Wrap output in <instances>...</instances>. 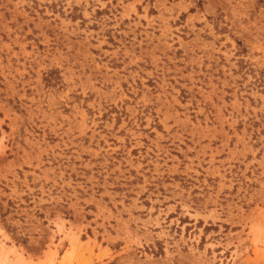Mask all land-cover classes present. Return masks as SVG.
I'll return each instance as SVG.
<instances>
[{"label": "rangeland", "instance_id": "obj_1", "mask_svg": "<svg viewBox=\"0 0 264 264\" xmlns=\"http://www.w3.org/2000/svg\"><path fill=\"white\" fill-rule=\"evenodd\" d=\"M0 264H264V0H0Z\"/></svg>", "mask_w": 264, "mask_h": 264}]
</instances>
